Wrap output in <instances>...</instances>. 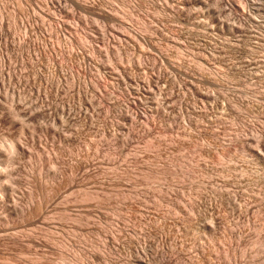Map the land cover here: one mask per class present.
Masks as SVG:
<instances>
[{
    "label": "rangeland",
    "instance_id": "obj_1",
    "mask_svg": "<svg viewBox=\"0 0 264 264\" xmlns=\"http://www.w3.org/2000/svg\"><path fill=\"white\" fill-rule=\"evenodd\" d=\"M0 264H264V0H0Z\"/></svg>",
    "mask_w": 264,
    "mask_h": 264
},
{
    "label": "bare ground",
    "instance_id": "obj_2",
    "mask_svg": "<svg viewBox=\"0 0 264 264\" xmlns=\"http://www.w3.org/2000/svg\"><path fill=\"white\" fill-rule=\"evenodd\" d=\"M51 203V202H50ZM55 203V202H54Z\"/></svg>",
    "mask_w": 264,
    "mask_h": 264
}]
</instances>
